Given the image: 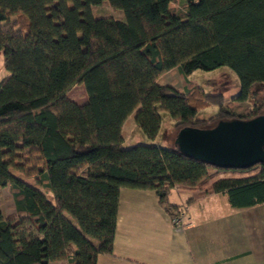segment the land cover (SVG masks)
Returning a JSON list of instances; mask_svg holds the SVG:
<instances>
[{"label": "trees", "instance_id": "1", "mask_svg": "<svg viewBox=\"0 0 264 264\" xmlns=\"http://www.w3.org/2000/svg\"><path fill=\"white\" fill-rule=\"evenodd\" d=\"M0 0V187L13 201V227L0 206V264H96L111 255L122 188L153 190L171 220L182 207L170 201L175 185H206L232 207L264 203V163L221 169L177 147H123L128 117L149 139L167 111L174 130L210 128L238 115L221 109L199 119V108L221 105L222 94L200 87L182 92L159 78L230 68L247 101L264 84V0ZM108 5L120 17L95 15ZM83 86L86 100L68 96ZM212 123V124H211ZM27 179H32L29 183ZM192 199L189 198L187 203ZM13 229L24 242L14 243Z\"/></svg>", "mask_w": 264, "mask_h": 264}, {"label": "crops", "instance_id": "2", "mask_svg": "<svg viewBox=\"0 0 264 264\" xmlns=\"http://www.w3.org/2000/svg\"><path fill=\"white\" fill-rule=\"evenodd\" d=\"M224 174L212 171L193 189L175 185L169 199L183 210L176 222L153 190L122 188L112 254H99L96 264H264V203L232 207L225 193L204 192L232 177Z\"/></svg>", "mask_w": 264, "mask_h": 264}, {"label": "rangeland", "instance_id": "3", "mask_svg": "<svg viewBox=\"0 0 264 264\" xmlns=\"http://www.w3.org/2000/svg\"><path fill=\"white\" fill-rule=\"evenodd\" d=\"M183 0H173L171 7L175 11H183ZM93 14L103 16L109 15L112 17H120V13L108 5H102L93 8ZM7 74L3 67L2 55L0 54V80ZM159 81L161 84H168L172 87L184 92L189 88L200 87L207 94H222L223 103L208 105L199 108L196 117L202 120L213 118L221 109L232 111L238 115L247 114L251 108L258 105L260 114H264V84H258L253 89L256 90V95L251 96L247 101L237 102L232 98L239 93V79L235 72L226 66L219 67L211 71L195 70L192 73H181L178 68L172 69L164 73ZM68 96L77 102L86 100V92L83 86L73 87ZM174 121L171 119L167 111L161 112V123L156 137L149 139L137 126L134 119L128 117L123 125V147H132L138 144H154L162 147H173L176 131L174 130ZM212 124V123H211ZM214 126V125H213ZM212 126V127H213ZM254 173V171L250 172ZM249 172L244 173H225L224 176H247ZM32 183V179H27ZM204 186V185H199ZM177 197H179L177 195ZM0 206L5 218L9 221L11 227L16 224L14 219L13 201L8 186L0 187ZM24 229H13L14 243H18L23 239Z\"/></svg>", "mask_w": 264, "mask_h": 264}, {"label": "water", "instance_id": "4", "mask_svg": "<svg viewBox=\"0 0 264 264\" xmlns=\"http://www.w3.org/2000/svg\"><path fill=\"white\" fill-rule=\"evenodd\" d=\"M174 145L184 155L221 169H248L264 163V114L219 120L213 127H182Z\"/></svg>", "mask_w": 264, "mask_h": 264}, {"label": "built area", "instance_id": "5", "mask_svg": "<svg viewBox=\"0 0 264 264\" xmlns=\"http://www.w3.org/2000/svg\"><path fill=\"white\" fill-rule=\"evenodd\" d=\"M178 220H179V218H175V219H174L175 222L178 221Z\"/></svg>", "mask_w": 264, "mask_h": 264}]
</instances>
